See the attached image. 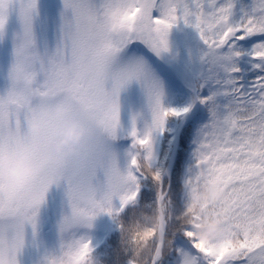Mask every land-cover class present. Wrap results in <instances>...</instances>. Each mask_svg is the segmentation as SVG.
I'll return each mask as SVG.
<instances>
[{
  "label": "snow or ice",
  "instance_id": "1",
  "mask_svg": "<svg viewBox=\"0 0 264 264\" xmlns=\"http://www.w3.org/2000/svg\"><path fill=\"white\" fill-rule=\"evenodd\" d=\"M0 264H264V0H0Z\"/></svg>",
  "mask_w": 264,
  "mask_h": 264
},
{
  "label": "clouds",
  "instance_id": "2",
  "mask_svg": "<svg viewBox=\"0 0 264 264\" xmlns=\"http://www.w3.org/2000/svg\"><path fill=\"white\" fill-rule=\"evenodd\" d=\"M63 135L65 139L58 147H62L64 144H67L69 141H75L79 139L78 135L75 132V126L68 127L63 133ZM5 160H7V157H5ZM8 172L13 178L19 179L21 176L26 175L29 172V169L25 167L23 161H18L8 169Z\"/></svg>",
  "mask_w": 264,
  "mask_h": 264
}]
</instances>
